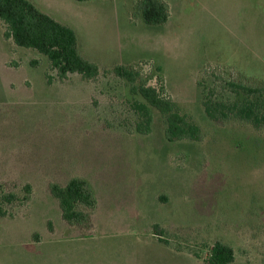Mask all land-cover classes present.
<instances>
[{
    "label": "rangeland",
    "instance_id": "374dc122",
    "mask_svg": "<svg viewBox=\"0 0 264 264\" xmlns=\"http://www.w3.org/2000/svg\"><path fill=\"white\" fill-rule=\"evenodd\" d=\"M30 1L101 69L61 80L0 20V184L20 197L33 186L30 203L0 218V264H209L217 242L234 250L232 264H264V128L220 124L204 108L212 92L245 98L224 80L264 83V0H164L170 18L158 26L140 0ZM117 65L171 98L203 140L169 142L153 107L151 134L137 133V103H148ZM73 178L97 198L92 228L66 223L48 190Z\"/></svg>",
    "mask_w": 264,
    "mask_h": 264
},
{
    "label": "trees",
    "instance_id": "16d2710c",
    "mask_svg": "<svg viewBox=\"0 0 264 264\" xmlns=\"http://www.w3.org/2000/svg\"><path fill=\"white\" fill-rule=\"evenodd\" d=\"M138 9L142 12L143 21L147 25H164L169 21L170 8L164 0H140ZM0 20L6 26L7 40L11 39L18 47L32 49L46 56L51 68L57 71L61 80L66 79L69 74L81 75L85 80H94L99 76L98 64L85 59L78 51L75 31L43 13L32 1L0 0ZM113 72L132 85L137 79L141 80L140 85L134 87V92L140 94L148 105L137 103L136 110L139 116V121L135 123L137 133L151 134L153 116L150 107H153L165 118V137L169 142L203 140L202 129L188 115L183 114L171 98L155 88L147 87L146 82L140 78L139 71L117 65ZM224 83L232 92L243 94L245 98L237 101H215L213 92L210 93L204 101L205 112L210 120L220 124L229 120H240L251 124L257 130L263 129L264 83L253 86L228 79L224 80ZM22 189L23 197H20L16 192L7 191L6 183L0 184V218L13 217L10 206L31 202L33 186L26 184ZM48 190L58 201L62 218L66 223L76 227L92 228L91 216L98 206V201L88 181L73 178L65 186L50 183ZM234 260V250L217 242L211 250L208 263L232 264Z\"/></svg>",
    "mask_w": 264,
    "mask_h": 264
},
{
    "label": "crops",
    "instance_id": "0c3cea01",
    "mask_svg": "<svg viewBox=\"0 0 264 264\" xmlns=\"http://www.w3.org/2000/svg\"><path fill=\"white\" fill-rule=\"evenodd\" d=\"M76 33V32H75ZM0 36L3 38V36H2V33H1V31H0ZM3 40H4V38H3ZM5 42V44H6V41H4ZM77 45H78V51L80 52V54L85 58V59H87V60H89L81 51H80V48H79V39H78V37H77ZM18 47V46H17ZM22 48V47H21ZM6 49H7V46H6ZM6 52L5 53H8V51L7 50H5ZM4 62H3V64H4V66L7 68V70H9V69H13V68H11L10 66H8L7 65V60H8V57H5L4 58ZM90 61V60H89ZM92 62V61H91ZM95 63V62H94ZM120 64H122V63H120ZM99 68L101 69V66H99Z\"/></svg>",
    "mask_w": 264,
    "mask_h": 264
},
{
    "label": "built area",
    "instance_id": "2783aa9c",
    "mask_svg": "<svg viewBox=\"0 0 264 264\" xmlns=\"http://www.w3.org/2000/svg\"><path fill=\"white\" fill-rule=\"evenodd\" d=\"M147 69H149V70H150V69H151V66H149V65H148V66H147ZM155 89H156V88H155ZM156 90H157V89H156ZM157 91H158V90H157Z\"/></svg>",
    "mask_w": 264,
    "mask_h": 264
}]
</instances>
